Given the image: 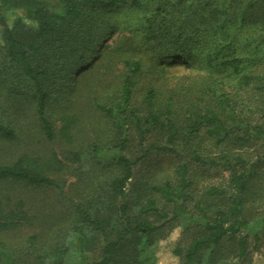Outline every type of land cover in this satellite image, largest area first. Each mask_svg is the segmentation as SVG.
Masks as SVG:
<instances>
[{
    "label": "trees",
    "instance_id": "obj_1",
    "mask_svg": "<svg viewBox=\"0 0 264 264\" xmlns=\"http://www.w3.org/2000/svg\"><path fill=\"white\" fill-rule=\"evenodd\" d=\"M57 1L59 11L0 0V264H157L154 245L181 220L179 264L245 258L251 240L258 250L264 227L249 209L264 203V153L240 151L264 149V125L235 101L242 93L264 114V0ZM117 32L128 35L102 58L124 72L108 94L105 65L89 69ZM163 57L207 74L168 87L155 73ZM81 71L87 92L71 86ZM131 130L166 145L133 160ZM226 143L237 152L214 157ZM219 165L233 192L198 188L199 168ZM25 190L51 192L55 205L39 208Z\"/></svg>",
    "mask_w": 264,
    "mask_h": 264
},
{
    "label": "rangeland",
    "instance_id": "obj_2",
    "mask_svg": "<svg viewBox=\"0 0 264 264\" xmlns=\"http://www.w3.org/2000/svg\"><path fill=\"white\" fill-rule=\"evenodd\" d=\"M48 6L53 10V11H59L60 10V5L57 0H48ZM12 23L11 17L8 20V24ZM247 28H245L246 30ZM241 32V37H244V33ZM117 32L114 34H111L106 41L104 42L102 48H101V57L98 58V61H95L91 64V69L90 71L95 70L94 68L98 67L101 68L102 65H105L102 67L101 72L99 73V79H102V83L104 86H106V91L108 94L112 93L115 90V86L119 82V77L121 74L124 72V69L120 63H116V61H113L109 63L108 61L104 60L103 55L106 51H110L113 47H115L116 42L120 39H122L123 36L128 35L127 33L124 32ZM258 47L262 49L264 47V43L262 42L261 39H258L256 44H258ZM128 45L132 46V42H129ZM141 51H144L146 49L142 48L141 46L138 45ZM264 49V48H263ZM262 49V50H263ZM168 54V53H166ZM165 54V56H166ZM144 56L146 59H148V54L145 52ZM139 58L140 56H136ZM101 58V59H100ZM164 59H156L155 63L157 64L156 68L161 71V74L159 72H155L156 75L158 76L159 80L163 82L166 86L168 87H176V86H182L183 84H188L192 79L198 78L202 75L207 74L206 71L204 70H198L195 68H187L186 65L179 59H174L172 57H163ZM100 59V60H99ZM158 60L160 62H158ZM201 66V65H198ZM88 70V71H89ZM86 71V72H88ZM86 72H82L74 78L73 82L71 83V86L73 89H81L84 92H87L89 86H87L84 82V75ZM234 83L238 82V77L232 76ZM149 80L146 79L144 80V83H147ZM102 84V85H103ZM103 89V87H101ZM220 88V84H219ZM244 98V94L238 95L237 100L235 101L238 110H241L244 112L243 116L246 118L252 119L253 122L264 125V114L262 111H259L256 106H244L243 102H241ZM236 99V98H235ZM261 104L263 103V100L253 103V104ZM240 112V111H239ZM242 112V113H243ZM241 113V112H240ZM59 125V123H57ZM131 135H132V140L130 141V148L128 150V156L135 160L137 157H140L147 149H150L151 146H165L166 145V136H157L156 134H147L144 139H140V135L137 133L135 130H131ZM47 143H44L46 145ZM41 144L39 141H35L32 143V145L29 146L32 147V149H35L39 151L40 149H49V148H60V144L58 142L55 143H50L47 147ZM7 144L4 145L2 150H5ZM210 148L212 151H214V146H212V143H210ZM231 151V147L229 144H223L220 148H217L216 152L213 153L214 157L219 156L221 153H228L229 155L233 154L234 152H237L236 150ZM154 153L155 151H151ZM246 158L250 160H254L257 156H261L264 153V149H262L261 146L257 145L254 147H251L249 149H244L240 151ZM6 154H12L9 152H5ZM11 155V157H12ZM151 155V154H150ZM152 156V155H151ZM217 161H220V159H217ZM168 163V162H166ZM82 164H86V161L83 162ZM80 164L74 165V166H79ZM73 166V165H72ZM200 174H202V179L201 181L198 182V188L203 189H209L211 187H218V188H223L226 191L228 190L229 192H233V190L230 188L228 189V179L229 175L231 173V170L228 169L225 166H214V167H200ZM63 180L68 181L67 184L77 182L78 178L77 177H64ZM70 182V183H69ZM18 191L21 192V189L23 191V188L17 187L16 188ZM26 190H32V189H26ZM25 190V197L26 200H30L34 205H37L39 208H41V205L47 204L46 206L52 207L55 204L52 203V195L51 192L45 191V190H34V191H26ZM44 206V205H43ZM37 207V208H38ZM57 208V205H56ZM252 211L249 212V216L254 222L253 224L255 227L259 228L260 226L264 227V203L261 204H256V205H251L250 209ZM258 222H256L257 219ZM181 223L174 228L171 229L170 233L168 234V237L166 239L160 240L157 242V244L154 245L153 250L156 252L158 256V261L157 264H179L180 260L179 257L176 256L175 254V248L179 244L180 241L183 240L182 232H183V226L185 227L189 222H186L184 220L180 221ZM256 222V223H255ZM253 240H251V245L249 246V253L245 258H232L227 261V263L224 264H264V239L262 242H260L258 246V250L253 249Z\"/></svg>",
    "mask_w": 264,
    "mask_h": 264
},
{
    "label": "clouds",
    "instance_id": "obj_3",
    "mask_svg": "<svg viewBox=\"0 0 264 264\" xmlns=\"http://www.w3.org/2000/svg\"><path fill=\"white\" fill-rule=\"evenodd\" d=\"M16 15L22 17L24 15L23 10L22 9L21 10H17ZM24 23L26 25L30 26V27H38L37 24H33L31 21H29L27 19L24 20ZM8 27H9V29H12L13 28V23L10 22L9 25H8Z\"/></svg>",
    "mask_w": 264,
    "mask_h": 264
}]
</instances>
